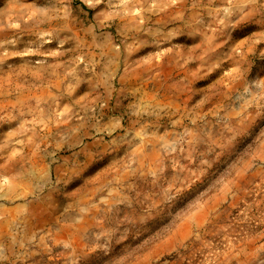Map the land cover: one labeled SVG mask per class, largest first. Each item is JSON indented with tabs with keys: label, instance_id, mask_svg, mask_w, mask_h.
Listing matches in <instances>:
<instances>
[{
	"label": "rangeland",
	"instance_id": "374dc122",
	"mask_svg": "<svg viewBox=\"0 0 264 264\" xmlns=\"http://www.w3.org/2000/svg\"><path fill=\"white\" fill-rule=\"evenodd\" d=\"M0 264H264V0H0Z\"/></svg>",
	"mask_w": 264,
	"mask_h": 264
}]
</instances>
